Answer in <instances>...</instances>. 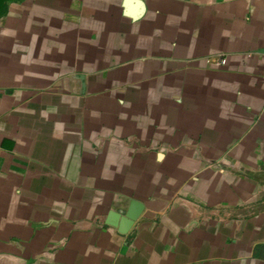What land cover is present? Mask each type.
<instances>
[{
    "label": "crops",
    "instance_id": "0c3cea01",
    "mask_svg": "<svg viewBox=\"0 0 264 264\" xmlns=\"http://www.w3.org/2000/svg\"><path fill=\"white\" fill-rule=\"evenodd\" d=\"M0 264H264V0H0Z\"/></svg>",
    "mask_w": 264,
    "mask_h": 264
},
{
    "label": "water",
    "instance_id": "95a60500",
    "mask_svg": "<svg viewBox=\"0 0 264 264\" xmlns=\"http://www.w3.org/2000/svg\"><path fill=\"white\" fill-rule=\"evenodd\" d=\"M142 209V205L139 202H131L130 207L124 216L120 220V232H125L133 222L138 218Z\"/></svg>",
    "mask_w": 264,
    "mask_h": 264
},
{
    "label": "built area",
    "instance_id": "2783aa9c",
    "mask_svg": "<svg viewBox=\"0 0 264 264\" xmlns=\"http://www.w3.org/2000/svg\"><path fill=\"white\" fill-rule=\"evenodd\" d=\"M219 62L220 63H224L225 62V59L224 58H220Z\"/></svg>",
    "mask_w": 264,
    "mask_h": 264
}]
</instances>
